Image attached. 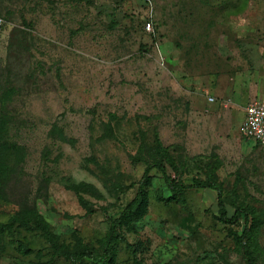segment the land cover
Segmentation results:
<instances>
[{
  "label": "rangeland",
  "instance_id": "rangeland-1",
  "mask_svg": "<svg viewBox=\"0 0 264 264\" xmlns=\"http://www.w3.org/2000/svg\"><path fill=\"white\" fill-rule=\"evenodd\" d=\"M148 1L0 0V144L14 148L0 264L102 258L110 219L158 163L216 184L227 217L248 209L264 264V148L242 135L264 99V0ZM149 176L109 264H246L243 219L218 220L216 191L172 196Z\"/></svg>",
  "mask_w": 264,
  "mask_h": 264
},
{
  "label": "trees",
  "instance_id": "trees-1",
  "mask_svg": "<svg viewBox=\"0 0 264 264\" xmlns=\"http://www.w3.org/2000/svg\"><path fill=\"white\" fill-rule=\"evenodd\" d=\"M147 20V19H146ZM144 20V22L146 21ZM152 21V20H151ZM144 26V25H143ZM5 142H1L0 144V177L5 178L9 172H11V167H9V157L11 156V152L13 151V147H8V150L5 147ZM3 146L5 148H3ZM151 168H156L163 174V181L166 189L172 196H176L177 194L187 191V190H213L217 193V205H218V220L224 224H232L239 221L240 218L243 219L244 229L242 234L237 237L236 243L239 249L242 251L246 264H256L255 257L253 255V251L251 250L248 243L245 241V238L249 235L251 231V227L248 225L249 217L251 215L250 211L244 207H237L231 217H227L226 211L224 208V204L221 198V190L220 188L207 180L202 179H191L188 181H177L174 178H171L164 172V168L161 164H152L148 166L142 175L140 180L136 196L133 200H131L125 207V209L120 213L117 218L110 219V226L107 232L103 250H102V258H99L92 254L90 251L78 253L73 257V262L77 263L79 260L83 258H87L92 261V264H109V261L113 258V244L116 240L117 236V228L120 225L121 221L125 218L126 215L133 212L134 207H139L141 202V197L143 196V186L150 180L149 171ZM5 200V194L3 192V188L0 190V201ZM21 213L19 212V215ZM18 216V215H16ZM26 217V216H21ZM28 218L31 217V214L27 215Z\"/></svg>",
  "mask_w": 264,
  "mask_h": 264
},
{
  "label": "built area",
  "instance_id": "built-area-1",
  "mask_svg": "<svg viewBox=\"0 0 264 264\" xmlns=\"http://www.w3.org/2000/svg\"><path fill=\"white\" fill-rule=\"evenodd\" d=\"M147 5L150 2L146 0ZM2 19L0 18V27ZM151 15L149 20L144 22V30L151 31ZM213 101L212 99H209ZM242 135L245 139L253 142L261 148H264V99L255 98L250 100L244 108V117L242 121Z\"/></svg>",
  "mask_w": 264,
  "mask_h": 264
}]
</instances>
